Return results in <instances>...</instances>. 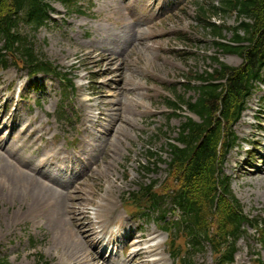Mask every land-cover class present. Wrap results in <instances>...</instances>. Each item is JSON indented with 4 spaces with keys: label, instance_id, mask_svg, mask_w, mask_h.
Listing matches in <instances>:
<instances>
[{
    "label": "rangeland",
    "instance_id": "1",
    "mask_svg": "<svg viewBox=\"0 0 264 264\" xmlns=\"http://www.w3.org/2000/svg\"><path fill=\"white\" fill-rule=\"evenodd\" d=\"M89 1L91 2L90 6H88L87 3L82 4L85 16H79L76 14L67 16L66 10L59 3H52L51 5L54 9V15L52 18L53 22H51V24H49L47 27L43 28V30L39 31L38 34L34 33V42L36 44L37 50L40 51L48 60H56L55 62L60 67H64L66 70H74L75 68H78L75 72H72L76 78V91L74 92L71 102L69 103L70 105H66V111H69V114L65 118H51L50 122L47 121L44 115L41 114L38 109L35 111L31 106V104L35 102V99L38 98V94L34 93L33 90L30 89L28 90L29 92H27V90L22 87V96L27 100L25 103L26 106L22 104L21 98L17 99L14 95V98L9 100V110L5 111L6 115L8 116L4 118V115H1L0 113V130L2 125L5 124V126H7V124L10 123L12 116L15 120L14 125L12 126L13 131L11 130L12 138L9 137V144H7L3 150L6 151L7 149L13 151L16 149L18 146L16 142L18 136L17 134H19V132L25 128V126L23 127L25 124L24 122L32 123L34 128H46V133H49L47 137L50 138L51 136H55V139H57V141L53 140L49 143L47 141H40L37 143L36 147L38 149L35 152L37 158L45 154L46 151L51 148L50 143H54L58 147L68 145L70 140L77 138L81 139L83 136V131L80 124L82 123L81 119L83 117V108H79V104L77 103L76 99L83 100L82 95L90 94V92L85 89L86 86L80 88L81 92L78 91V88L81 85L79 77L84 76L87 78V75L83 73L85 70L90 71L91 73H96L97 77L107 75V78H103L101 80L99 79V81H94L96 83H93L96 85V91L98 93L99 91L102 92L99 94V96H101L99 97V100H104V106H106L108 110H112L111 117L113 121L117 120L118 115L128 118L130 123L128 124L124 134L126 138H131L132 140L136 141V144L133 149H130L128 142L121 144L122 136L119 137V139L118 136L116 139H112V143L116 148V150L114 149V152H118L112 160L113 164H108V167L102 165L98 169L97 173H91V175L89 174L90 177L89 180L86 181V184H92L90 182L93 181L94 183H99L101 187H104V184L106 185V188L111 186L113 190L116 188L115 196H121L136 190L137 186L142 182L141 178L160 180L161 182L165 180L166 168L164 162L169 160L165 140L166 137L171 139L177 138L176 131L173 133V129L175 130L179 126V121L181 120L173 118L172 120L168 121L170 116H167L165 107L162 106V97L167 98V96H169V98H171V94L168 91L167 94L164 93L162 90L152 85V83L155 85H160L161 83L166 85H171L173 83L175 85L184 84L183 80L185 79L182 77V75H185L187 70H192L190 67H193L194 62L190 61L185 66L184 62L181 63L179 59L173 56L170 47L175 46L176 42L172 43V41H170L172 36L169 34L165 39L163 48L161 50L145 56V58L142 60L145 61V63H148V59L150 58L167 57V59L172 62L174 68H171L168 65L162 66L161 62H156V70L153 71V73H159V75L157 74V76H153V79L148 77L146 74L136 71L131 63V60L134 58V56L133 54L130 55L135 43L130 40V36L134 30L142 29L143 26L141 24L143 23H136V25H132V21H134L135 17L140 18L147 13L140 8H135L136 0H131L129 3L126 0ZM156 2L157 0H147V3H152V11H156ZM131 7H134L135 11L131 10ZM186 9L188 11H192V9L189 7ZM178 16L181 18V21H174L170 19L168 21V25L170 26L173 24L176 27L188 29V26L191 25L187 20L189 18L182 15ZM227 25H232V21L227 20ZM195 29L196 28H190L187 30V33L190 34L193 32V34L196 36L195 41L205 39V36H203L199 31H194ZM20 30L24 34L28 33V30L25 27H21ZM99 37L103 38V40H100ZM95 39H97V43L94 42ZM167 41L170 42L169 48H166L165 45ZM176 47L180 48L178 44ZM93 49L96 50L97 54H99L101 50L107 49L106 56L108 58H115L117 60L114 67L119 68L121 73H123L121 76L120 73L118 74L120 79L115 75L108 77L110 76L111 72H106V66L103 68L101 67L102 69H98V71L91 70L92 66L98 65L96 64V61L100 60V57H97L96 61L92 60L93 53L90 51ZM196 51L199 59H204L206 55L208 56L210 54H214L213 49H207V44H203L201 47L197 48ZM223 59L232 66L239 64V61L232 57H226ZM77 61L81 62L77 63ZM72 64H74L75 67L71 66ZM195 69L198 70V67H195ZM202 69H204V65H201V70ZM103 70H105V72H102ZM7 73L11 74L13 78L17 79V81L19 78L26 76L25 71L12 66L7 71H4V73H0V80L3 79L4 81L3 75ZM122 78L124 79V82L131 84L139 82L141 86L144 85L142 89L143 93L144 89L147 87L151 88L152 90H156L151 92L150 95H145V103L143 102L145 104V110L143 111L146 113L143 111L137 113L140 111V107H136L132 102L135 101L134 98L128 96L125 92L117 90L113 91V94L117 95L116 100L107 97L111 93V89L113 87L121 84L119 81H121ZM145 80H147V83H145ZM4 82L5 85L8 84V82ZM82 84L86 85V81H82ZM56 85L57 84L54 83V87ZM141 86L140 90H138V93L141 91ZM180 89H182V87H180ZM56 92L57 90L55 91V94ZM156 92L158 94L157 98ZM261 95L262 93H259L254 97V99H252L250 106L251 109L254 110L249 112V115L258 116L256 113V108H260L258 107L257 101L258 97ZM6 96L2 95L0 97V101H2V103L4 100H6ZM151 99H153L155 102L150 103ZM58 101L59 96H56L55 100L51 99L50 104L45 103V108L42 109V112L46 113V109L50 114H53V117H56V115L61 112V109L56 107ZM115 104L117 107H114ZM15 106H17V108L20 110V113H18V110L12 112V109ZM22 106L23 109H21ZM262 107V113L260 114L262 118L258 117L260 122L258 121V123L256 122L254 126H252L251 118L247 119L244 117L241 122L236 125L235 133L239 136L240 140L245 139L250 140L251 142H259L260 149L263 150L264 103ZM116 108L119 110V112H113V109ZM72 109L75 110V113L72 111ZM1 110L2 106L0 103V111ZM73 113L74 116L71 115ZM75 114H78L77 118L75 117ZM74 120L77 121L74 122ZM144 120H146V125L143 127L141 124L144 122ZM40 121H42L41 124L39 123ZM50 125L51 129L48 130ZM245 125L247 127H245ZM166 127L167 129H165ZM258 128H262V131L258 132ZM140 130H146V136H141ZM9 131L10 130H8V132ZM155 133H158L160 138L151 140V136L155 135ZM165 133L166 136L164 135ZM30 140L32 141V139ZM146 141H149L150 144L152 142V144L147 145ZM1 145H3L2 139L0 140V146ZM148 147H152L153 152H155L157 157H159L161 161L164 162L157 166V170L153 174L144 173L141 171L139 176L141 177L142 175L143 177L139 178L136 174V171L140 164L147 165L143 151ZM21 152L22 151L18 152V154ZM236 156L240 161L246 158L244 154L237 155L236 152H233L228 158V166H225V170L226 173L228 172L232 176V189L234 194L239 197H237V199L243 206L244 212L254 216L258 214V211H260L264 206V176L261 174H255L257 170L255 167H250V160L242 164L244 169L238 173L236 168H233V161ZM2 157L5 160L1 159ZM126 158H128V161L125 160ZM7 161H9L8 158L5 157L3 151L0 149V165L1 163L8 164ZM3 168H5V166ZM246 170H249L250 172H247ZM7 172L9 171L2 170L0 167V256L5 258L10 257L11 259L16 258V260L12 261L13 264H34L35 259L33 255L40 252V254L44 256L45 260L49 262V264L57 262L60 257H62L60 259L62 263L69 262L70 259L67 258L70 255L68 248L64 239H62L61 235L59 234V228L61 224H56L52 217H48L46 218L48 222L43 219L40 221V224L37 225L27 214H25L28 205L31 203H36V205L42 203L40 199L42 197L46 198V194L41 196L38 194L36 195L35 193H37L38 189L33 187V185L35 186L34 182L32 181V183H30V180L26 177L21 176V182L16 181L14 175L12 181L7 180ZM3 175L6 179L4 184L2 182ZM79 180L83 181V177H80ZM114 180L115 182H113ZM27 185H31L30 190H26ZM94 186L96 187V185ZM74 187L72 189H74ZM13 189H17L18 191H13ZM72 189L69 190V192H72ZM30 237L36 239L40 244L39 249L34 253H31L29 250L30 246L27 242V239ZM53 243H55V245Z\"/></svg>",
    "mask_w": 264,
    "mask_h": 264
},
{
    "label": "trees",
    "instance_id": "2",
    "mask_svg": "<svg viewBox=\"0 0 264 264\" xmlns=\"http://www.w3.org/2000/svg\"><path fill=\"white\" fill-rule=\"evenodd\" d=\"M242 4L237 6V12L248 20L241 24L245 28L246 37L238 38L237 41H245L250 45L247 48H226V51L244 56L245 65L238 76L229 79L227 95L222 96L218 92V86H209L201 91L197 105L190 108L195 109L204 121L200 125L189 121L183 126L180 139L196 148L188 154L186 151L174 149V162L180 163L187 181L203 184L207 195L213 194L216 186L214 176L217 172L216 148L220 139V121L215 118L214 113L220 108L221 120L229 122V114L235 115L241 108L239 103L249 90V80L258 73L264 61V0H245ZM49 8L45 0H0V41L5 39L3 48L12 53H20L24 60L27 59V65L33 71H48L51 67L36 59L32 49L26 46V38L13 30L23 22L31 25L33 29L40 27ZM226 209L227 216L233 219V211L229 207Z\"/></svg>",
    "mask_w": 264,
    "mask_h": 264
},
{
    "label": "bare ground",
    "instance_id": "3",
    "mask_svg": "<svg viewBox=\"0 0 264 264\" xmlns=\"http://www.w3.org/2000/svg\"><path fill=\"white\" fill-rule=\"evenodd\" d=\"M100 131H98V130H96L94 133H90V135H91V138H90V140H92V142L93 141H95V139H96V137H95V135L97 134V133H99ZM116 133H120V130L119 129H116ZM101 138V137H100ZM93 148L94 149H96L97 148V146L96 145H93ZM45 162V159H44V161L42 162V164ZM44 165H47V162H45L44 163ZM21 167L22 168H24V169H27L25 166H23V165H21ZM44 166H42L41 168H43ZM31 171L33 172V169H31ZM13 175L15 176V179H16V181H18V182H21L20 180V177L21 176H23V177H26L27 179H29L30 180V183H32V177L30 176V175H28L26 172H24L23 170H21V169H19V168H17L16 170H15V174H13V173H6V178H7V180H10V181H12L13 180ZM46 178V177H45ZM47 180H48V182H50V183H52V184H54L55 185V183L56 184H58V181L57 180H55V181H52L51 179L49 180V178H46ZM4 181H6V179L4 180ZM36 184H35V188H37V189H40L41 188V190L39 191V190H37V193H35L36 195L38 194L39 196H41V195H44L45 193H49V194H51L50 196V198L49 197H47V198H45V197H42L40 200L42 201V203H39V204H37V205H33V206H31V205H28V209H29V211H31L32 209H34L35 207H37V206H39L40 205V209H39V212H38V217H42V214H44V213H47V212H51L53 209V207H54V209H55V211L59 214V215H63L61 212H59V210H58V208H57V205H59L60 203L57 201V200H59L58 198H62L63 197V193L62 192H60V191H58V190H56V191H53V189H52V186L51 185H49V183H47L46 181H44V180H41V181H36L35 182ZM59 187H62V190L64 189V188H66L67 186H66V184H59ZM31 189V185H27L26 186V190H30ZM13 191H18L17 189H13ZM33 191V190H32ZM34 192V191H33ZM52 192L54 193V195L52 194ZM55 197V199H54V197ZM62 205V204H61ZM101 209L104 211V213H112V211H113V207H112V203H111V201L110 200H108V199H105V201H104V204L101 206ZM78 246V245H77ZM150 252H153V249H148V253H150ZM140 254L141 253H139V252H136L135 253V256L136 257H139L140 256ZM77 264H90L86 259H84V258H80L79 257V260H78V263ZM101 264H109L108 263V261L106 260V259H102V263Z\"/></svg>",
    "mask_w": 264,
    "mask_h": 264
}]
</instances>
